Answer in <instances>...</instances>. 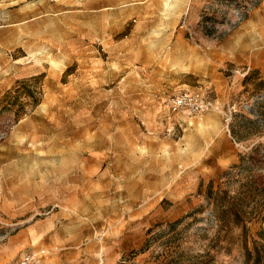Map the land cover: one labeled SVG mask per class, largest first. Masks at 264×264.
Here are the masks:
<instances>
[{
	"label": "rangeland",
	"instance_id": "obj_1",
	"mask_svg": "<svg viewBox=\"0 0 264 264\" xmlns=\"http://www.w3.org/2000/svg\"><path fill=\"white\" fill-rule=\"evenodd\" d=\"M263 1L0 0V99L45 75L0 109V264H264V69L222 48Z\"/></svg>",
	"mask_w": 264,
	"mask_h": 264
},
{
	"label": "crops",
	"instance_id": "obj_2",
	"mask_svg": "<svg viewBox=\"0 0 264 264\" xmlns=\"http://www.w3.org/2000/svg\"><path fill=\"white\" fill-rule=\"evenodd\" d=\"M226 62L264 69V1L222 41Z\"/></svg>",
	"mask_w": 264,
	"mask_h": 264
},
{
	"label": "trees",
	"instance_id": "obj_3",
	"mask_svg": "<svg viewBox=\"0 0 264 264\" xmlns=\"http://www.w3.org/2000/svg\"><path fill=\"white\" fill-rule=\"evenodd\" d=\"M45 75H32L28 78H24L22 80H18L12 89L7 90L3 97L0 99V109L1 110H14V112L18 115H24L28 112V104L30 103L33 109L36 107L41 101V93H42V83ZM27 98V99H26ZM199 193L203 192V184L201 183L198 189ZM222 190L213 191L212 182H210L209 188L207 189L205 195L208 199L213 198L214 204L217 206L219 210V206H222L220 200L224 196L221 194ZM229 208V207H228ZM230 209H226L225 212H228ZM231 211V210H230ZM221 212V210H219ZM229 213V212H228ZM235 214L237 211L234 212ZM231 215V212L228 214ZM243 232L245 233L247 230L246 223L242 224ZM246 249V253L251 255V251L247 244H244Z\"/></svg>",
	"mask_w": 264,
	"mask_h": 264
},
{
	"label": "built area",
	"instance_id": "obj_4",
	"mask_svg": "<svg viewBox=\"0 0 264 264\" xmlns=\"http://www.w3.org/2000/svg\"><path fill=\"white\" fill-rule=\"evenodd\" d=\"M250 71L248 67L245 70H234L241 75H247ZM169 110L173 115H198L211 107H214L213 101L209 100L205 95L196 92L192 89L186 88L175 91L168 100ZM179 122V121H178ZM173 124H177L173 121ZM168 132H172L175 127H168ZM16 264H42L40 255L37 253H30L23 256Z\"/></svg>",
	"mask_w": 264,
	"mask_h": 264
}]
</instances>
